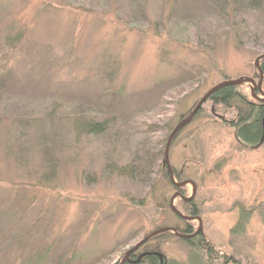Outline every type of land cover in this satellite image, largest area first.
Segmentation results:
<instances>
[{
    "label": "rangeland",
    "instance_id": "rangeland-1",
    "mask_svg": "<svg viewBox=\"0 0 264 264\" xmlns=\"http://www.w3.org/2000/svg\"><path fill=\"white\" fill-rule=\"evenodd\" d=\"M262 55L264 0H0V264H121L159 230L190 264L185 203L207 264H264V133L243 145L208 100L164 160L211 88L251 99Z\"/></svg>",
    "mask_w": 264,
    "mask_h": 264
},
{
    "label": "trees",
    "instance_id": "trees-1",
    "mask_svg": "<svg viewBox=\"0 0 264 264\" xmlns=\"http://www.w3.org/2000/svg\"><path fill=\"white\" fill-rule=\"evenodd\" d=\"M259 1H263V0H259ZM12 41H15V40H12ZM260 68L262 69V71H264V60L261 62ZM244 99L245 98L243 97V95L237 92L235 86L223 87L219 89L218 91L214 92L212 96L209 98V100H211L215 105H220L223 107L226 106L228 108H234L236 113H238L237 116L235 117V123L233 125L235 128V136L237 139L245 141L249 144H256V143L258 144L262 140L263 133H264V130L262 126L260 125L261 110L260 109L252 110V106H250L248 103H245L246 107L244 108L245 111H243V100ZM241 112H244L247 115L250 114L251 116H249L248 119H246L245 121H242V119H240L242 116ZM89 125L91 126L90 130L85 131L88 134H102L103 131H105L107 128L106 122L96 123L92 121L89 123ZM21 151H24V150H21ZM143 158L145 159L144 161L146 162V164H148V162H150L153 159L151 158V154L148 152L144 153ZM147 167H149V169L151 170L155 168L154 165H146L145 168ZM136 168L137 167H134V168L132 167L131 168L132 170L123 169V170H120V173L123 174L129 171L131 174H133L132 172L135 173L137 171ZM163 173L165 177L168 175L166 170L164 169H163ZM163 201H164L163 207L165 208V206H167L168 203L164 197H163ZM185 213H186V216L191 217V218L198 217L197 211H194V208L192 207L190 203H185ZM239 214H240V218L238 219L237 225L230 232L231 235L234 237L238 236L242 231H244L245 222L249 217V215L246 214L245 211H241ZM181 222L183 223V228H181L183 229V235H192L194 232L190 229L191 227L189 226V223L185 220ZM262 223L264 224V219L262 220ZM163 235H164L163 233L156 235L155 237L150 239L146 244L140 247L137 251L132 253V254H140V255L143 254V255L150 256V258H148L146 261L141 260L139 264H163L164 263L160 258V255L162 254L159 250H157L158 245H156V243L159 242L158 240L164 237ZM185 241H186L187 247H189V250L193 249V247H190V246H193L192 244H195L194 241L201 244V245H196V247H194L193 253L192 252L189 253L191 254L188 256L190 258V261H189L190 264H200V263L207 264L208 263L206 262L207 260L213 259V255H215L213 253L214 251L212 252L213 249L208 244L205 246V244L200 239V235H197L194 238L185 239ZM106 253L108 252H105V253L103 252L101 255H105ZM223 264H226V263H223Z\"/></svg>",
    "mask_w": 264,
    "mask_h": 264
},
{
    "label": "water",
    "instance_id": "water-1",
    "mask_svg": "<svg viewBox=\"0 0 264 264\" xmlns=\"http://www.w3.org/2000/svg\"><path fill=\"white\" fill-rule=\"evenodd\" d=\"M262 59H264V55L258 57L255 61V66L256 68L258 69L259 71V74H260V77L262 76V71L260 69V66H259V61H261ZM245 81L247 82H251L253 83L252 80H245V79H239V80H235V81H226V82H223L213 88H211L209 91H207L202 97L201 99L196 103V105L194 106V108L191 110L190 114L185 118V119H182L176 126L175 128L173 129L171 135L169 136L168 138V141H167V144H166V147H165V154H164V160H165V164H166V168L169 172V174L171 175V170H170V167H169V162H168V151H169V147H170V144H171V141L172 139L177 135V133L182 129L184 128V126H186L188 123H190V121L195 117V115L202 109V106L209 100V98L212 96V94L216 91H218L219 89L223 88V87H226V86H236V85H239L241 83H244ZM171 179V177H170ZM188 201H191V200H188ZM181 218L184 220H191L192 218H185L183 216H181ZM163 231L165 230H159V231H154V232H151L149 233L148 235H146L136 246H134L132 249H130L128 252H127V256L134 253L135 251H137L140 247H142L144 244H146L150 239H152L153 237H155L156 235L158 234H161L163 233ZM199 232H195L193 233L192 235H177V237H181V238H186V239H190V238H194L196 237ZM142 256H144L142 254ZM141 256V257H142ZM124 261H122L121 264H123Z\"/></svg>",
    "mask_w": 264,
    "mask_h": 264
},
{
    "label": "flooded vegetation",
    "instance_id": "flooded-vegetation-1",
    "mask_svg": "<svg viewBox=\"0 0 264 264\" xmlns=\"http://www.w3.org/2000/svg\"><path fill=\"white\" fill-rule=\"evenodd\" d=\"M263 60L264 59H262L260 61V63ZM259 66H260V64H259ZM261 71H262V69H261ZM258 77L260 78V74H258ZM259 78H254L256 81H255V85L252 88L253 94H252V91H251V94L249 95V97L251 99H249L247 97V95L243 94V97L245 98L243 100V111H245V109H244L246 107L245 103H248L250 106H252V110L260 109L261 110L260 125L262 126V128L264 130V71H262V79L261 78L259 79ZM258 82H259V84H258ZM258 96H263L262 97L263 99H260ZM209 102H212V101L209 100ZM237 114L238 113H236V111H235V116L233 117V120H232L233 123H235V117L237 116ZM241 115L242 116H241L240 119H242V121H245L246 119H248L249 116H251L250 114L247 115L244 112H241ZM175 138H176V136L172 139L171 143L175 140ZM237 140L240 141L243 145L250 146V147H254L257 144V143L256 144H249V143H247L245 141H242V140H239V139H237ZM193 207H194V205H193ZM194 211H197V210L194 208ZM194 218H196V217H194ZM194 218H192V219H194ZM141 256L142 255H140V254H131L127 258L124 259L123 264H139L141 262V260L146 261L148 258H150L149 255H144L142 257Z\"/></svg>",
    "mask_w": 264,
    "mask_h": 264
}]
</instances>
